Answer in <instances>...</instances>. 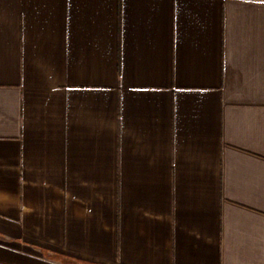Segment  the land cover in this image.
<instances>
[{
	"label": "crops",
	"instance_id": "1",
	"mask_svg": "<svg viewBox=\"0 0 264 264\" xmlns=\"http://www.w3.org/2000/svg\"><path fill=\"white\" fill-rule=\"evenodd\" d=\"M0 264H264V0H0Z\"/></svg>",
	"mask_w": 264,
	"mask_h": 264
}]
</instances>
